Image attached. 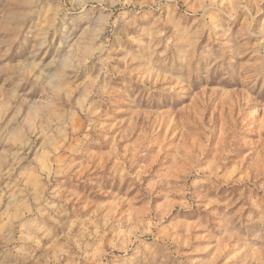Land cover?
<instances>
[{"label":"rangeland","instance_id":"374dc122","mask_svg":"<svg viewBox=\"0 0 264 264\" xmlns=\"http://www.w3.org/2000/svg\"><path fill=\"white\" fill-rule=\"evenodd\" d=\"M0 264H264V0H0Z\"/></svg>","mask_w":264,"mask_h":264}]
</instances>
